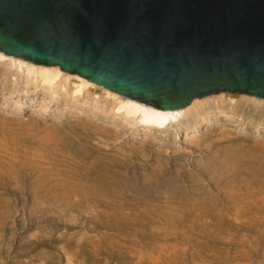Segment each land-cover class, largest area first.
<instances>
[{
    "label": "rangeland",
    "instance_id": "obj_1",
    "mask_svg": "<svg viewBox=\"0 0 264 264\" xmlns=\"http://www.w3.org/2000/svg\"><path fill=\"white\" fill-rule=\"evenodd\" d=\"M6 61L0 264H264V99L151 129Z\"/></svg>",
    "mask_w": 264,
    "mask_h": 264
},
{
    "label": "water",
    "instance_id": "obj_2",
    "mask_svg": "<svg viewBox=\"0 0 264 264\" xmlns=\"http://www.w3.org/2000/svg\"><path fill=\"white\" fill-rule=\"evenodd\" d=\"M0 51L168 111L264 99V0H0Z\"/></svg>",
    "mask_w": 264,
    "mask_h": 264
},
{
    "label": "bare ground",
    "instance_id": "obj_3",
    "mask_svg": "<svg viewBox=\"0 0 264 264\" xmlns=\"http://www.w3.org/2000/svg\"><path fill=\"white\" fill-rule=\"evenodd\" d=\"M0 59L1 60H7L11 65L15 66L17 69H22L23 71H26L28 79L32 80L38 86L42 85L43 87H46L49 92H52L54 94L59 90L58 88L66 89L68 83L71 81L72 78H73L72 81L75 82L74 84H76V86H75L76 88L74 90V96H76V94L78 95V93H80V92L82 93L83 91L84 92L87 91V94H90L89 89L92 90L93 88L94 89L99 88V90L103 92V95L105 96L104 98H106L104 100H108V102L111 101L109 103H112V104H110V106L113 105V110H116L117 113L121 112L125 115L126 119H124V120H127L131 123L132 122L139 123V124H142V125H144L146 127H150V128L151 127L166 128L168 125H172L175 123L178 124L179 120L182 119L184 116H186V114L188 112L192 111L193 109L194 110L195 109L201 110L205 101L212 98V97H215V98L218 97L221 99L224 96V94H226L230 98L234 99L235 97H237L236 96L237 94L241 95V93H231V92H220L219 95H215V94L211 95L210 94V95H207L203 98L193 99L191 104H189L188 106H186L184 108H178L176 110L168 111V110H164L161 108H157V107L148 105L146 103L137 101V100L129 98V97L122 96V95H120L116 92H113L107 88L101 87V86L91 82L87 78H84L78 74H72V73L63 71L60 69L59 66H56V65L37 64L33 61L25 60L24 58L7 55V54L3 53L2 51H0ZM102 92H100V93H102ZM49 95H50V93H49ZM84 95H86V94H84ZM101 95L102 94H100L99 96L101 97ZM103 104H105V103H103ZM206 106H208V105H206ZM111 108H112V106H111ZM207 108H206V111H208ZM201 111H199V112H201ZM113 113H115V112H113ZM113 113H112V115H113ZM117 113H116V115H117ZM203 120H205V118H202L201 120H199L198 123H201V121H203Z\"/></svg>",
    "mask_w": 264,
    "mask_h": 264
}]
</instances>
